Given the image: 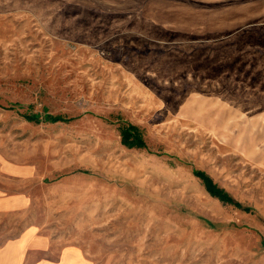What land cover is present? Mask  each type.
Listing matches in <instances>:
<instances>
[{"label": "rangeland", "instance_id": "obj_1", "mask_svg": "<svg viewBox=\"0 0 264 264\" xmlns=\"http://www.w3.org/2000/svg\"><path fill=\"white\" fill-rule=\"evenodd\" d=\"M0 264H264V0H0Z\"/></svg>", "mask_w": 264, "mask_h": 264}, {"label": "trees", "instance_id": "obj_2", "mask_svg": "<svg viewBox=\"0 0 264 264\" xmlns=\"http://www.w3.org/2000/svg\"><path fill=\"white\" fill-rule=\"evenodd\" d=\"M31 121L35 122H51V123H58V122H66L67 120L61 116L53 117L50 115L45 116L41 119L40 116H32L28 118ZM121 139L124 146L127 148H134V149H148L146 142L144 140L143 132L136 126L130 124H124L122 129H120ZM200 178L203 181V184L206 187L208 193L220 200L223 203L229 204L234 206L237 209H244L245 211H249L247 208H243V206L237 202L227 191L220 189L214 181L204 175L203 173H198Z\"/></svg>", "mask_w": 264, "mask_h": 264}]
</instances>
